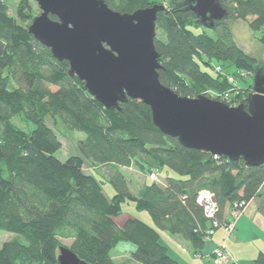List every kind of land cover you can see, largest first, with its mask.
Listing matches in <instances>:
<instances>
[{"label": "trees", "instance_id": "trees-1", "mask_svg": "<svg viewBox=\"0 0 264 264\" xmlns=\"http://www.w3.org/2000/svg\"><path fill=\"white\" fill-rule=\"evenodd\" d=\"M18 1L13 16L8 0H0V231L18 236L0 248V264H59L60 237L72 239L71 250L90 264H131L112 259L121 243L135 245L131 260L136 264H179L158 230L201 250L212 225L197 202L200 191L214 194L219 222L227 220L225 212L234 203L260 194L264 164L250 167L243 159L233 162L183 147L154 125L151 109L139 100L105 109L82 81L69 75L68 62L57 61L29 33L36 17L32 2ZM103 1L122 14L156 5L153 0ZM167 2L168 9L158 14L155 38L164 86L182 97L212 99L209 91L232 88L214 66L233 69L238 78L239 73L259 72L257 60L239 47L228 24L203 25L185 0ZM220 2L264 44V0ZM249 86L238 90L233 103L245 100L243 91L246 98L251 94ZM23 115L34 124L32 132L13 123ZM47 116L58 130L85 134L79 150L92 167L109 168L106 180L116 191L110 200L100 182L85 173L81 157L65 162L55 157L61 143L46 124ZM135 162L149 173L168 169L177 177L146 184L134 195L121 169ZM127 201L148 212L155 228L135 218L119 224L116 218ZM255 264H264L263 253Z\"/></svg>", "mask_w": 264, "mask_h": 264}, {"label": "water", "instance_id": "water-1", "mask_svg": "<svg viewBox=\"0 0 264 264\" xmlns=\"http://www.w3.org/2000/svg\"><path fill=\"white\" fill-rule=\"evenodd\" d=\"M33 1L40 14L29 33L57 61L68 62L69 75L105 109L139 100L151 109L154 125L183 147L233 162L243 159L250 167L264 164L263 74H255L253 92L236 107L206 96L182 97L160 81L155 38L163 6L122 14L103 0ZM185 2L203 25L229 15L220 0ZM58 263L90 264L66 247H60Z\"/></svg>", "mask_w": 264, "mask_h": 264}, {"label": "rangeland", "instance_id": "rangeland-1", "mask_svg": "<svg viewBox=\"0 0 264 264\" xmlns=\"http://www.w3.org/2000/svg\"><path fill=\"white\" fill-rule=\"evenodd\" d=\"M30 1L32 2L33 9L36 14L35 16L37 17L40 14V9L33 0ZM153 1L156 3V5L163 6L164 9H168L169 7L167 0H153ZM18 3H19L18 0H8V4L10 7V14L13 16H15V9ZM224 23L228 24L232 29L234 38L236 42L239 44L240 48L257 60V69L261 74L264 75V44L258 39V36H256L253 33L248 23L244 21L235 20L231 13H229L228 17L224 20ZM192 30L195 33H201L203 31H206L209 35L213 36L212 31H209L204 28L192 27ZM160 35L162 36V33H160ZM202 68L203 70L214 74V71H212V69L204 65H202ZM232 70L233 69H230V72H227L225 70L224 71L226 72L227 75H229V77H233L235 75L232 74L231 72ZM252 74L253 76L248 79V82H246V78L244 77H239V78L236 77L238 82V87L243 89H248L250 87L249 85L251 86L254 85L255 74L251 73V75ZM251 75L248 76L250 77ZM225 80L228 81V79L226 78ZM240 88L232 87L230 89L231 90L230 95L235 97V94H237L236 91L241 90ZM245 91H243L245 93L244 99H246V93H247ZM252 92L253 91H250V93ZM225 93L227 92L209 91V95L212 96L211 98H216V95L217 96L219 94L224 95ZM244 93H242V96ZM238 103H236L235 105H237ZM45 122L50 128L55 130V133L57 134V137L61 143V149L55 154V157L62 162H65L71 156L81 157L84 161L85 173L87 175H93L100 182L103 193L105 194L107 199L110 200L116 194V191L113 188V186L110 183H108V181L106 180V174L108 173L109 168L92 167L89 161L82 155V153L79 150L78 143L85 139L86 137L85 134L79 132H64L58 130L57 128H55L53 119L49 116L45 118ZM13 123L19 129L27 133L32 132L35 129L34 124L28 121L24 117V115L14 118ZM121 171L124 177L128 180L131 190L134 191V193H138L140 189V185L142 184L146 185L153 182L150 178V173L147 172V169L140 167L138 162H135L130 168H122ZM167 177H177V175L168 169H163L158 174L157 183H162L164 179H166ZM128 218L138 219L147 225L149 224L150 227L155 228L154 222L150 214L148 212L139 211L136 208L135 203L132 201H127L122 204V213L119 217L116 218V221L119 224H121ZM17 237L18 236L12 233L0 231V248H2L4 243L15 240ZM59 240L61 247H66L68 249H71V246L73 244L72 239L60 237ZM161 242L163 243L162 240ZM135 248H136L135 245L132 243H121L116 249L112 251L111 253L112 259L116 262L126 261L131 264H136L131 260V253L135 250Z\"/></svg>", "mask_w": 264, "mask_h": 264}, {"label": "crops", "instance_id": "crops-1", "mask_svg": "<svg viewBox=\"0 0 264 264\" xmlns=\"http://www.w3.org/2000/svg\"><path fill=\"white\" fill-rule=\"evenodd\" d=\"M143 186L140 185L139 191ZM132 193L137 195L134 191ZM229 213L230 208L225 212L227 219ZM158 232L170 256L179 264H214L213 251L222 246L231 253L235 264H255L257 257L261 253L264 254V186L242 213L232 237H228L223 229H219L211 238L205 240L201 250L195 251L180 237L160 230Z\"/></svg>", "mask_w": 264, "mask_h": 264}, {"label": "built area", "instance_id": "built-area-1", "mask_svg": "<svg viewBox=\"0 0 264 264\" xmlns=\"http://www.w3.org/2000/svg\"><path fill=\"white\" fill-rule=\"evenodd\" d=\"M214 68H215L216 73L228 79L227 82L233 88H240L238 87L236 76L229 77V75L226 74V72L221 66H214ZM248 75L250 74L249 73H239L240 77H244L246 79H249ZM230 92L231 91L225 93L224 95H221V94H219L218 96L216 95V98H212V99L223 102L231 107H236L239 104L235 105L236 103H233L234 97L230 95ZM236 93L238 94V90L236 91ZM215 158H217V156H215ZM158 174H159L158 170L152 171L150 173V178L153 182H157ZM197 202L204 209V213L212 225L211 229L208 231L206 235L205 240L211 238L214 235L215 231L219 229H223L227 233L228 237H232L236 230L237 221L239 220L242 213L245 211V209L247 208L249 204V202H246V201L234 203L231 206L229 218L224 222H219L217 220V215L219 213V207H218L217 202L215 201V196L212 192L208 190L200 191L197 197ZM213 259H214V264H235L231 253L226 249L225 246L218 247L213 251Z\"/></svg>", "mask_w": 264, "mask_h": 264}]
</instances>
